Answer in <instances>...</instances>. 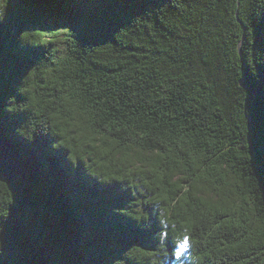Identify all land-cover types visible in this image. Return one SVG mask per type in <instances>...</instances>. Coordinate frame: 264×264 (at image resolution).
Returning <instances> with one entry per match:
<instances>
[{
	"label": "trees",
	"instance_id": "1",
	"mask_svg": "<svg viewBox=\"0 0 264 264\" xmlns=\"http://www.w3.org/2000/svg\"><path fill=\"white\" fill-rule=\"evenodd\" d=\"M35 28L49 30L29 33L44 49L22 47ZM40 58L28 142L16 133L27 113L4 106ZM48 68L70 83L41 86ZM53 112L61 140L91 138L84 165L50 149ZM0 130L30 169L16 183L0 173V199L13 194L0 264H170L185 238L175 264L264 262V0H9Z\"/></svg>",
	"mask_w": 264,
	"mask_h": 264
},
{
	"label": "clouds",
	"instance_id": "2",
	"mask_svg": "<svg viewBox=\"0 0 264 264\" xmlns=\"http://www.w3.org/2000/svg\"><path fill=\"white\" fill-rule=\"evenodd\" d=\"M9 0H0V23H3L6 19V14H7V8H8ZM59 28H70V27H59ZM56 29V28H55ZM71 29V28H70ZM49 31L48 29H41V28H35V29H26L23 32L20 33L18 40L19 43L22 47H32V48H37V49H44L43 47H40L30 41L29 33L36 32L38 35H42L43 32ZM251 40L254 41V31L252 28V36ZM41 43H44L42 40ZM41 61V58L34 63L26 72L25 75L21 78L19 84L16 87V95L10 96L7 100V103L4 106V111L12 114V115H18L20 113H27V119L24 120L23 124L16 129L17 135L20 137H23L25 140L28 142H32L35 139V136L39 133H41L40 130H35L34 132V138H33V130L30 128L29 125V111L27 109L32 108L36 109V105L38 103L36 99V91H37V83L35 81V78L37 77V71L36 69L39 66V62ZM53 69L48 68L47 72L44 74L47 76L48 81H50L47 85L42 84L41 86H47V87H58L60 85H64L65 83H70L66 82L62 79L59 78H53L52 77ZM20 96L23 97V101H29V103H22V102H17L16 97ZM62 101H67L69 104L72 103V101L69 99L68 96H63ZM20 105V107H17V105ZM75 115V112L73 113ZM51 116L53 119L51 120V126L53 129H55L56 126H59L58 131L53 130L50 131L44 135L49 136L52 138V142L50 144V149L53 151H59L63 150L66 153L65 159L72 165L73 168L77 167L79 164H83L84 160V155H83V145L85 144H91L92 140L91 138L88 139H81V136H83V133L77 134L75 137L73 136H67L66 140H61V136H65L67 133V128L64 127V124L66 121H62L60 119H56L55 117L57 116V113L53 112L51 113ZM132 133L129 132V135ZM103 139V137H101ZM75 139L78 140L79 143L73 146L71 141ZM118 141H111L112 144L117 143ZM66 147L62 146L65 145ZM92 147H98L97 145H92ZM69 149H71V154L69 152ZM101 151H105L104 149H101ZM80 158L79 161L77 158ZM128 159V157H125ZM132 162V161H130ZM105 162H101V166H103ZM139 167V165H137ZM85 173L92 177L95 178L97 182L111 185L114 182H117L119 180H122V176H114L112 172H108L107 174H100V173H90L85 167ZM151 170V169H149ZM129 171H132L130 168ZM121 190H127L126 185L121 184ZM3 202H0V217L7 218L9 215V205L13 203V194L11 191V198L9 199L8 197H4L3 199H0ZM117 214L120 213V209H114L113 210ZM122 215V214H121ZM136 224L141 228V230H150L151 226L146 222L142 221L139 218L134 220ZM239 226V225H238ZM0 231H3L2 227H0ZM248 242L255 244L257 242L256 237L249 236L245 237L244 240H242L239 244L237 245H232V247H247ZM259 242L264 244V234H261L259 237ZM0 251H2V243H0ZM180 257L175 254V261H179ZM122 260H117L115 264H120ZM170 264H175V261L169 260ZM264 264V262H262Z\"/></svg>",
	"mask_w": 264,
	"mask_h": 264
},
{
	"label": "water",
	"instance_id": "3",
	"mask_svg": "<svg viewBox=\"0 0 264 264\" xmlns=\"http://www.w3.org/2000/svg\"><path fill=\"white\" fill-rule=\"evenodd\" d=\"M30 172L27 162L10 138L0 130V173L10 182L16 183Z\"/></svg>",
	"mask_w": 264,
	"mask_h": 264
},
{
	"label": "snow or ice",
	"instance_id": "4",
	"mask_svg": "<svg viewBox=\"0 0 264 264\" xmlns=\"http://www.w3.org/2000/svg\"><path fill=\"white\" fill-rule=\"evenodd\" d=\"M10 188V185L4 180V179H0V191L6 190ZM0 202H3L2 200H0ZM189 241L187 238H185L182 243L179 245L180 251L176 252L177 256H181V253L185 250L186 246L188 245Z\"/></svg>",
	"mask_w": 264,
	"mask_h": 264
}]
</instances>
